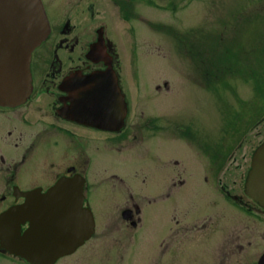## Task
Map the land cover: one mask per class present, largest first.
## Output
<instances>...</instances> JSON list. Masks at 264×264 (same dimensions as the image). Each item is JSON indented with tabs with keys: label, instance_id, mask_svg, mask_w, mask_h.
I'll return each instance as SVG.
<instances>
[{
	"label": "rangeland",
	"instance_id": "374dc122",
	"mask_svg": "<svg viewBox=\"0 0 264 264\" xmlns=\"http://www.w3.org/2000/svg\"><path fill=\"white\" fill-rule=\"evenodd\" d=\"M123 1L129 20L110 0L96 3L119 54L127 123L138 122V130L161 116L198 131L154 137L144 129V143L129 139L120 152L101 146L87 188L95 234L55 264H258L264 212L232 206L214 175L239 192L236 166L264 139V0ZM208 152L203 181L196 160ZM174 159L177 171L166 164ZM171 179L186 182L172 186ZM132 201L143 210L136 227L121 216ZM0 264L22 263L1 256Z\"/></svg>",
	"mask_w": 264,
	"mask_h": 264
},
{
	"label": "flooded vegetation",
	"instance_id": "af4514ba",
	"mask_svg": "<svg viewBox=\"0 0 264 264\" xmlns=\"http://www.w3.org/2000/svg\"><path fill=\"white\" fill-rule=\"evenodd\" d=\"M110 2L117 7L120 3L126 4L123 0ZM42 3L50 31L31 55L29 97L24 103L14 107L0 106V180L4 185L0 189V203H9L8 206L22 203L25 200L23 191L39 188L44 192L61 179H73L77 183L83 178L84 203L87 205L86 188L91 187L93 180L90 168L101 146L120 152L130 143L129 139L132 141L130 144L135 143V138L137 141L141 139L142 143L148 140L149 136L144 133L147 131V134L154 137H158L155 134L160 131L168 132L174 137L178 129H187L193 133L198 130L191 121L182 124L171 119L163 121L161 116H155L142 120V126L135 132L138 122L127 123L128 112L123 125L118 129L116 124H107L105 127L85 121L77 106L92 81L105 80L112 86V81H117L118 91L123 95L122 69L116 44L109 38L108 23L103 20L96 0H86L83 5L77 0H42ZM116 106L118 115L122 112L119 98ZM12 125L13 130L8 129ZM131 125L133 130H130ZM15 139L17 140L14 141ZM187 139L189 147H192L191 138ZM201 149L204 150L205 146ZM250 158L251 154H247L242 163L236 166L239 173L237 187L243 194L240 191L235 192L233 187L226 190L225 185L220 184L219 173L215 171L214 176L218 177L217 184L219 183L224 192V199L232 206L250 213L257 210L264 212V209L244 193ZM169 162L174 165L173 170L177 171L175 167L180 160H169L166 163L168 168ZM196 164L202 168L205 181L210 168V153L202 154V158L197 157ZM171 180L172 186L179 184L181 187L186 182L182 179ZM170 193L167 189L166 194L159 198L165 199ZM128 197L133 200L130 191ZM145 200L155 202L156 198L146 197ZM125 209L130 211L129 225L136 227L143 212L142 208L132 201L130 207L122 209L121 216ZM26 226L27 224L23 228ZM197 227L198 225L195 226ZM1 256L15 257L0 250ZM15 258L22 264H29L19 257Z\"/></svg>",
	"mask_w": 264,
	"mask_h": 264
},
{
	"label": "water",
	"instance_id": "95a60500",
	"mask_svg": "<svg viewBox=\"0 0 264 264\" xmlns=\"http://www.w3.org/2000/svg\"><path fill=\"white\" fill-rule=\"evenodd\" d=\"M48 33L40 0H0V105L15 106L27 99L31 53ZM113 89L119 98L115 83ZM124 114L117 115V128ZM244 190L264 207V141L253 152ZM22 195L24 202L0 213L1 249L31 264H53L92 235L94 220L90 210L83 207L82 184L62 179L45 192L37 188ZM129 213H123L124 217ZM258 264H264V254Z\"/></svg>",
	"mask_w": 264,
	"mask_h": 264
},
{
	"label": "bare ground",
	"instance_id": "6f19581e",
	"mask_svg": "<svg viewBox=\"0 0 264 264\" xmlns=\"http://www.w3.org/2000/svg\"><path fill=\"white\" fill-rule=\"evenodd\" d=\"M91 84L88 91L81 97L77 110L81 111V117H84L85 121L92 122L90 124L105 127L107 124L115 126L118 119V107L113 86H110L107 81L99 79H95Z\"/></svg>",
	"mask_w": 264,
	"mask_h": 264
},
{
	"label": "trees",
	"instance_id": "16d2710c",
	"mask_svg": "<svg viewBox=\"0 0 264 264\" xmlns=\"http://www.w3.org/2000/svg\"><path fill=\"white\" fill-rule=\"evenodd\" d=\"M120 9H121V14H122V16H123L124 18L128 19V16H127V15H125V13H124V10L122 9V7H121V6H120Z\"/></svg>",
	"mask_w": 264,
	"mask_h": 264
}]
</instances>
